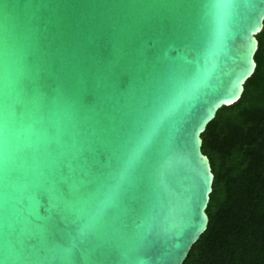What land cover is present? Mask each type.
<instances>
[{
    "label": "water",
    "instance_id": "1",
    "mask_svg": "<svg viewBox=\"0 0 264 264\" xmlns=\"http://www.w3.org/2000/svg\"><path fill=\"white\" fill-rule=\"evenodd\" d=\"M263 20L264 0H0V264H182L201 134Z\"/></svg>",
    "mask_w": 264,
    "mask_h": 264
},
{
    "label": "trees",
    "instance_id": "2",
    "mask_svg": "<svg viewBox=\"0 0 264 264\" xmlns=\"http://www.w3.org/2000/svg\"><path fill=\"white\" fill-rule=\"evenodd\" d=\"M241 97L201 134L213 172L205 231L182 264H264V20Z\"/></svg>",
    "mask_w": 264,
    "mask_h": 264
}]
</instances>
